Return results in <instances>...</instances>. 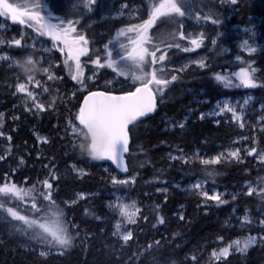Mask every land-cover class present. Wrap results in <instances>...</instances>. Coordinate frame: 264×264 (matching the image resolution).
I'll return each mask as SVG.
<instances>
[{
    "label": "trees",
    "instance_id": "obj_1",
    "mask_svg": "<svg viewBox=\"0 0 264 264\" xmlns=\"http://www.w3.org/2000/svg\"><path fill=\"white\" fill-rule=\"evenodd\" d=\"M119 1L147 10L134 20L106 21L86 30L83 22L95 13L97 3L82 5L76 11L65 10L64 0H39L42 5L39 11L51 24L72 21L78 34H100L96 38L107 47L99 55V63L107 66L111 57L119 63L130 62L120 60L126 55L120 44L128 45V39L117 38V34L147 20L152 3V0ZM179 3L184 16L161 17L149 29L151 40L146 47L152 49L155 45L160 49L157 58L165 53L166 57L148 70L163 68L157 75L169 83L151 85L154 90L162 89V92L154 91L158 105L129 129L127 176L134 179L123 184L113 183L114 179L123 177L110 165L92 158L87 151L90 141L71 134L67 124H79L77 115L86 93L133 91L141 81L125 84L133 79L131 73L137 69L126 68L127 75H118L120 81L115 86L119 88H106L98 81L88 85L87 91H78L81 84L72 79L63 55L58 51L52 55L25 48L31 42L29 30L23 36V46L11 45L12 38L21 33V27L12 25L14 30L6 34L9 46L5 51L23 65L29 57L44 60L53 70L54 78L41 77L43 83L35 89L37 100L45 109L40 111L32 103H26V96L17 91L18 84L25 79L23 67L12 61H0V132L3 133L0 186L14 183L26 191L32 189L23 200L0 194V202L22 215L37 218L46 213L49 217V209H59L73 243L63 256L55 253L41 256L37 250L24 249L22 242L33 239L30 231L13 228L25 226L21 221L10 224V216L0 210V264H264V239H261L264 192L253 191L248 195L244 187L247 183L264 181L261 160L264 155V0H237L235 4L231 0H179ZM254 24L258 31V36L251 37L255 52L241 50L240 37L233 33L213 44L212 38L219 30ZM180 33L185 39H180ZM127 35L135 36V33ZM191 39L202 40L200 47L184 51L194 47ZM170 44L173 46L169 47ZM198 54L207 57L203 68L194 64L185 70L172 67L182 58ZM95 57L86 58L87 68L96 62ZM249 66L255 70L253 78L257 87L254 88L240 85L235 75ZM105 71L112 75V71L103 68L100 77ZM217 75L229 78L231 83L226 85L216 80ZM172 76L176 79L172 80ZM246 95L253 102L244 124L237 123L227 112L200 116L223 99L236 100ZM38 136L47 142H40ZM236 140L242 141L237 159L227 157L215 164L202 163L212 160ZM253 149L254 153L249 154ZM45 180L52 185L50 189L44 185ZM198 183L197 189L194 186ZM214 190L221 200L204 196ZM49 192L54 204L41 195ZM78 193L87 197L68 204ZM115 193L130 194L139 200V216L130 227L132 238L127 242L120 239L125 221L109 206ZM32 197H36L39 212L31 207ZM3 231H10L11 236ZM250 235L258 237V241L247 252H232L219 260L212 256L213 251Z\"/></svg>",
    "mask_w": 264,
    "mask_h": 264
},
{
    "label": "snow or ice",
    "instance_id": "obj_2",
    "mask_svg": "<svg viewBox=\"0 0 264 264\" xmlns=\"http://www.w3.org/2000/svg\"><path fill=\"white\" fill-rule=\"evenodd\" d=\"M233 4L237 0H231ZM95 3V0H85V7H88L90 4ZM42 8L39 0H0V17H10L11 21L14 23H19L22 25H27L28 27H33V23L38 25L35 27L40 35H49L53 41H61L64 43L65 47L69 48V56L65 60V64H68V59L75 61V69L73 70L71 65H68L70 73L74 71L72 75L73 80H77L81 85H83V71L81 68V63L79 57L81 55L87 54L86 47H79L80 42L82 41L84 45H87L88 41L82 36L78 38L70 39V34L75 32L76 29L73 26L72 21H60L59 24L51 23H42L44 17L40 14V9ZM184 16L185 12L182 11L181 4L179 0H152L151 9L149 12L148 19L145 20L142 24H137L131 26L127 29H122L118 34L117 38L120 36H127L128 44L132 47L129 50L127 45L124 43L120 44L121 48H124L126 55L120 57V60L130 61V65L119 64L118 61H109L108 66L113 68V71H117L119 75H127L125 71L126 68L134 67L137 69L136 72L131 73L134 81H141L140 86L136 87L134 92H129L123 96H112L108 95L105 92H92L89 96L85 97L84 106L80 108L79 114L77 115V120L82 126L84 131L85 138L90 141L87 151L91 154L94 159H107L111 160L113 163L117 164L118 167H123V153L128 151V132L127 128L130 123L135 121L141 116L146 115L149 112H152L155 109L154 101V91H161V88L153 89L151 85L155 84L157 86L166 85L169 81L165 78H161L157 75L158 72L162 73L163 68L156 69L151 67L149 71V66H154L158 62H163L166 57V53L160 55L158 58L156 56L157 51H160L158 47L153 45L152 49L146 47L150 42L151 37L149 36V29L153 27L158 19L161 17H172L173 15ZM215 23V21H213ZM63 25V26H62ZM128 33H135V36H128ZM180 39H185L183 33H180ZM16 45H20V40H15ZM190 43L194 46L193 48H184V51H192L194 48L200 47L202 40L191 39ZM72 45H76V52L73 54ZM173 45H169L172 47ZM180 47V45H175ZM244 47L248 50L249 53L255 52L254 47H250L247 44V41L244 44ZM63 51V49H61ZM111 57V52L108 53ZM151 59H148V58ZM3 58V57H0ZM25 63L34 64L35 61L32 58H25ZM96 63L100 67L104 65L99 64V61ZM17 66L19 62H16ZM118 65V66H117ZM200 67H204V64L201 62ZM254 69L241 68L238 73H236V78L239 80L240 85L244 87L254 88L257 87V83L253 78ZM43 72L47 74L48 79L51 80L54 77L50 74L48 68H44ZM216 80L223 83L230 84L231 80L221 75H217ZM172 80H175L176 77L172 76ZM27 81H34V77H27ZM35 84L39 86V81H35ZM17 91L24 93L31 101L33 106L40 111H44V105L36 100V94L32 91H29L25 83H19ZM47 91V88L44 89ZM27 103V102H26ZM228 111H232L235 119L239 120L240 117L236 115L233 109L227 108ZM26 110L31 111L30 108L26 107ZM2 119V116H0ZM182 126V125H181ZM2 127V124H0ZM243 127V125H241ZM74 131L76 129L74 128ZM79 134V133H77ZM3 133L0 132V136ZM11 140V137H8ZM44 142H47L46 140ZM84 147L83 145L81 146ZM254 149L249 153L253 154ZM230 156L236 157L237 152H230ZM261 160L264 161V155L261 156ZM220 157H216L212 160H203V164H215L219 163ZM126 171L127 168L124 167ZM44 185L47 188H51L52 185L45 180ZM113 183H127V181L113 180ZM195 188H200V184H196ZM32 189L25 190L19 188L16 184H4L0 186V194L11 195L16 197L19 200H23L25 196L28 195V192ZM253 190L248 191V195H252ZM45 200L52 201L51 193H42ZM204 195L208 199L219 200V196H208L207 193ZM31 207L37 212L40 211L36 201V197H32ZM132 209V210H129ZM0 210L7 212L12 219L21 221L23 226L19 230L22 232H29L32 238L39 240L40 242L46 244L48 247H59L60 249L66 250L72 245V237L68 234L67 228L60 222V217L63 215L62 211L59 209H49V212L55 216V220L49 222L47 217L41 218H29L26 215H21L18 210H14L12 207H5L3 202H0ZM121 215L126 217L129 223H135L134 217L140 211L136 208L135 205H121L120 206ZM44 221V222H42ZM247 221V217H245ZM159 222L164 223L163 218L161 217ZM117 230H119L120 225H116ZM125 242L129 241L132 238L131 232H128L121 237ZM261 239H264L262 237ZM256 243V237H247L243 241L235 240L229 243L227 247L222 248L219 252H213L212 256L217 260L221 256L227 257L230 253V249L235 247L236 251L244 253L248 248ZM48 253L41 251V256H46Z\"/></svg>",
    "mask_w": 264,
    "mask_h": 264
},
{
    "label": "rangeland",
    "instance_id": "obj_3",
    "mask_svg": "<svg viewBox=\"0 0 264 264\" xmlns=\"http://www.w3.org/2000/svg\"><path fill=\"white\" fill-rule=\"evenodd\" d=\"M64 3L66 4L65 10H68V9L72 10L73 9V10L79 11L80 7H82V5L85 4V0H64ZM96 3H97V5H96ZM92 5H94V6L96 5V11H94L95 13H93V15L91 17H89V19H87L86 21L83 22V30H86L87 28H92L95 24L103 23L106 21H115V20H121V19L134 20V19L139 18L142 15V12H145L147 10L143 6H139V5L132 6L129 4L121 3L119 0H98V1L95 0V3H92ZM94 6H92V8L89 7V10L91 9L90 12L93 10ZM150 9H151V6L149 8V12H150ZM32 23L34 26L28 27L27 25H22L19 23L12 22L10 17H0V57H3V58H0V61L1 60L12 61L17 66L16 62H18V61L15 60L13 56H11L9 53H7L5 51V48L7 46H9L8 41L6 39V34L9 31L14 30L12 25H17V26L21 27V33H20V36H16V37L12 38V41H10L11 45L23 46L22 45L23 36L25 35L26 31L29 30L31 32H30L28 38L31 40V42L27 43V45H25V48H32V49H35L37 51L47 53V54H52V55L55 53V51H58L60 54L63 55L64 59L66 60L69 56V48L65 47L64 43H62L61 41H53V39L49 35H40L37 31H35V27H38V25H35L34 22H32ZM42 23H50V22L44 18V21H42ZM230 33L237 34L240 37L239 42H238V47L241 50H244L245 52H248V50L244 47L245 42L247 41V44L250 47H254L255 41H252L251 37L258 36V31L255 27V24L250 26V27H243V26L236 25V26H232L228 31H224V30L217 31V34L215 35V37L212 38L213 44L216 45L220 38L226 37ZM80 35H82L88 41V43H87V45H84L83 42L81 41L80 45H79V47H86L87 48V54L81 55L79 57L80 63H81V68L83 71V77H81V79L83 80V85H81L79 87L78 91L85 92L88 90V85H90L91 83H94V82H98V81H100V86H104V87L110 88V89L119 88V87L115 86L116 83H118L120 81V77L118 76L119 74L117 71H113L112 67L108 66V64H109L108 60L106 61V62H108L107 66L105 64L99 63V64L104 65V67H100L96 62L93 64V66H91V68L86 67V58L89 57V55H95L96 56L95 61H99V57H100L99 55L100 54L102 55L104 53L106 47H107L106 44H103L101 41H99L96 38L100 34H96L94 32V34L87 35L86 32L83 34H78L77 32H75V33L73 32L70 34V39L78 38V36H80ZM15 40H20V45H16L14 43ZM76 47H77L76 45H72L73 54H75V52H76ZM127 47L130 50L132 46L130 44H128ZM61 49H63V51H61ZM122 50L125 51L124 48ZM32 59L35 61L34 64L26 63V65L25 64L23 65V64L19 63L18 66L23 67V70L25 72V79L21 83H25L28 90L32 91L33 93L36 94V100H37V93L35 92V89L40 87L43 83V80H41L40 78L42 77V78H46L48 80V76H47V74H45L43 72V69L48 68L49 72L52 76H53V70H51L49 65H47L44 60H42V59L36 60L34 58H32ZM110 60L113 61L112 57L110 58ZM206 61H207V57L205 54H198L196 56L184 57L181 60L177 61L176 63L172 64V67L179 68L181 70H185L189 65L194 64L199 68H203V67H200V63L202 62L205 66ZM119 64L130 65V62H125V63L120 62ZM55 65H58V63H55ZM68 65H71L73 70L75 69V61L74 60L68 59V64L66 66H67V69L69 71ZM103 68H108L110 71H112V75H110L109 73H107V71H105V73L103 74V77H100V75H101L100 71ZM69 73H70V71H69ZM70 74L72 76L74 74V71L71 72ZM29 76L34 77V81H32V82L27 81V77H29ZM35 81H39V86H37L35 84ZM134 82L135 81L132 79V80L127 81L125 85H131ZM21 94L25 95L24 93H21ZM25 100L27 101L28 104L32 103V101L27 96H26ZM37 102H38V100H37ZM252 102H253V100H252L251 96H248V95H246L243 98H238L236 100H231L228 98L223 99L220 102L216 103L215 106L211 109V111H208L206 113H202L200 116L201 117H204V116L213 117V116H218L220 114H224V112H227L233 117V120H235L237 123L244 124L245 123L244 119L248 115V108L252 104ZM225 106H227V108H229V109H233L235 111L236 115L240 117V119L239 120L235 119L232 111L226 110ZM0 124H2L1 119H0ZM67 128L69 129L71 134L80 135V136L85 137L84 131L82 130V126L80 124H77L74 122H69L67 124ZM74 128L76 129V131H74ZM77 133H79V134H77ZM38 137L40 139V142L45 140V138L43 136H38ZM241 142L242 141H240V140L233 141L230 144V146L225 149V151H222L220 154L214 156L212 159H214L216 157H220V159L227 158V157H232V158L237 159L239 157V144H241ZM230 152H237L238 155L236 157L230 156L229 155ZM133 179H134L133 176H123V178L116 179V180L117 181L124 180V181L129 182ZM261 185H262V188H260ZM244 187L246 189H248V191L254 189V191L257 193L264 192V181H261V183H259V182L247 183L244 185ZM206 193L208 196H219V197H221L217 193L216 190H214L212 194H209L208 192H206ZM85 197H87V194L78 193L73 200L67 201V202H68V204H75L76 202H78L81 199H84ZM212 200H214V199H212ZM219 200H221V199H219ZM219 200H217V201H219ZM133 204L135 205L136 208L140 209L139 200L137 198H135L134 196H131L130 194L115 193V194H113V198L111 200H109L110 208L112 210L116 211L119 214V216L125 221V226H126L125 231L121 233L120 239H122L121 238L122 235H124L128 232H131L130 227H131V225H133V223L128 222L126 217L121 215L120 206L121 205H133ZM129 210H132V209H129ZM139 212L134 217L135 221L137 220V218L139 216ZM46 215H47V213L42 214V217H45ZM28 217L33 218L34 216H28ZM35 218H37V217H35ZM47 220L49 222L54 221L55 216L51 213V215L49 217H47ZM8 222L10 224L14 225L17 222V220L12 219V217L10 216ZM42 222H44V221H42ZM60 222L66 227V225L63 223V220L61 217H60ZM4 224H6V223H4ZM12 225L10 227H13ZM15 226L16 227H13V228H18V229L20 228V226H18V225H15ZM3 233L7 234L8 236H11L10 231H7V232L3 231ZM68 234H69V232H68ZM131 234H132V232H131ZM247 237H249V236H247ZM247 237H245V238H247ZM251 237H256V236H251ZM245 238L238 239V240L243 241ZM33 239H27V241L22 242V247L24 249H28V250H37L39 253L41 251H45L48 253L46 256H48L52 253L59 254L62 256L66 255L68 249L72 246L71 245L68 249L63 250V249H60L58 246L57 247H48L46 244L40 242L39 240H37V239L33 240ZM257 241H258V237H256V242ZM123 242H125V241L123 240ZM254 245H252V246H254ZM227 246H225V247H227ZM252 246H250L248 248V250ZM55 249H57V250H55ZM221 249L216 250L215 252H219ZM232 252H238V251H236L235 247H233L232 249H230V253H232ZM222 258H225V257L221 256L220 259H222Z\"/></svg>",
    "mask_w": 264,
    "mask_h": 264
},
{
    "label": "water",
    "instance_id": "obj_4",
    "mask_svg": "<svg viewBox=\"0 0 264 264\" xmlns=\"http://www.w3.org/2000/svg\"><path fill=\"white\" fill-rule=\"evenodd\" d=\"M139 86H140V85H139ZM137 87H138V86H137ZM135 90H136V88H135L133 91H130V92H134ZM92 92H105L106 94H108V95H112V96H123V95H126V94L129 93V92H126V93H113V92H106V91H103V90L91 91V92H88V93H86V94L84 95V98H83V100H82V103H81L80 108H81L82 106H84L85 97L89 96V94L92 93ZM154 101H155V109H156V107H157V105H158V99H157V96H156L155 93H154ZM155 109H154V110H155ZM154 110H153V111H154ZM153 111H152V112H153ZM152 112H149V113H147L146 115L139 117L138 119H136L135 121H133L132 123H130V124L128 125V128H127V132H128V151L125 152V153H123V167H118L117 164L113 163L111 160H107V159H95V160L110 165V166L114 169V171H115L116 173H118V175H120V176H122V177H123V176H127V175H128V172H129V170H128V164H127V155H128L129 148H130V144H131L130 135H129V129H130L131 127H133L134 125H137L138 123L142 122V121H143L148 115H150ZM124 167L127 168L126 171L124 170Z\"/></svg>",
    "mask_w": 264,
    "mask_h": 264
}]
</instances>
